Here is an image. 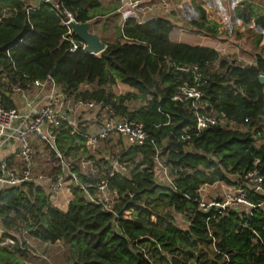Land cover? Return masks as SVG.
<instances>
[{
	"label": "trees",
	"instance_id": "1",
	"mask_svg": "<svg viewBox=\"0 0 264 264\" xmlns=\"http://www.w3.org/2000/svg\"><path fill=\"white\" fill-rule=\"evenodd\" d=\"M34 2L0 0V77L6 74L13 81L24 75L32 80L49 75L73 90L94 85L81 97L109 103L115 99L119 105L112 104L119 113L144 125L148 140L140 147L126 146L121 153V160L132 165L129 178L108 179L109 188L121 197L115 205L116 223L112 213L81 199L79 188L71 186L73 198L62 212L48 207L42 188L28 185L25 193L0 192V228L23 229L43 243L61 241L69 248L66 264H151L135 245L150 254L154 264H185L182 261L190 248L198 254L197 264H222L221 255L209 250V232L216 238V247L229 256V264H264L261 210L248 214L240 208L214 217L213 212H201L196 203L204 186L240 185V177L254 160L264 178V85L258 80L264 75V37L254 34V63L242 66L213 48L172 42L169 34L175 24L165 16L143 22L127 18L114 42L102 37L106 48L96 58L80 49L71 52V44L62 39L66 29L55 10L46 4L35 7ZM61 4L78 23L101 16L97 15L102 9L98 0H62ZM259 9L245 1L235 9V17L264 33V13ZM115 10L111 7L110 12ZM197 13L198 20H190L192 32L218 36L220 26L205 20L200 6ZM178 64L201 68L206 79L203 113L223 112L236 128L213 126L192 135L196 123L189 104L172 100L177 87L188 79L175 70ZM117 83L133 92L115 97L110 88ZM133 101L137 108H131ZM187 135L190 138L182 140ZM75 140L63 130L55 145L63 154L81 149L84 153V141L78 137L77 147ZM157 153L167 167L177 170L175 188L159 182L152 161ZM48 160L54 161L51 150ZM52 167L59 169L56 163ZM249 200L263 198L250 195ZM124 210L131 211L128 220L121 217ZM8 236L4 233L2 240ZM19 242L12 250L0 247V264L27 263L31 249Z\"/></svg>",
	"mask_w": 264,
	"mask_h": 264
},
{
	"label": "built area",
	"instance_id": "2",
	"mask_svg": "<svg viewBox=\"0 0 264 264\" xmlns=\"http://www.w3.org/2000/svg\"><path fill=\"white\" fill-rule=\"evenodd\" d=\"M62 0H35V7L46 4L55 10L60 19L61 27L66 29L62 39L71 44L70 51L78 49L84 51V44L72 39L69 23H75L76 17L66 9ZM182 3L194 0H179ZM121 7L117 13L121 14V30L127 19L122 13L123 9L139 10L143 15L142 22L154 18L151 15L156 10L162 14H168L171 6L170 0H157L147 5L144 0H119ZM143 3H145L143 5ZM29 10V8H28ZM151 15V18H150ZM149 17V18H148ZM99 58L100 55H94ZM247 65H252L248 63ZM175 70L188 76L177 87L172 100L181 104H189L195 117L196 129L192 135H197L213 126L223 129L236 128V123L226 118L223 112L203 113L202 102L204 92L202 88L206 85L205 77L198 65H175ZM264 75H260L262 77ZM94 85L84 84L78 89H67L64 85L57 84L54 79L46 75L41 79H30L22 76V79L14 78L11 81L6 74L0 77V153L4 147L12 142L17 145V153L9 157L0 158V192L5 189H18L25 193L28 185H33L44 190L48 197V207L63 212L73 196L65 197V190H71V186L80 189L79 197L86 203L102 207L105 212L114 216V223L119 219L115 212V205L120 203V195L116 190L108 186V179L114 175L129 178L131 164L121 159V153H114L111 159L105 162V170L98 173L95 164L104 160L106 154L111 153L110 143L115 147L119 144L130 147H140L148 140L144 125L132 120L127 114L123 115L115 109L119 105L115 99L109 103L97 101L90 98H82L81 93L91 90ZM114 95V94H113ZM117 97L116 95H114ZM247 122V121H246ZM63 130L75 137V145L78 146V137L84 142V153L82 149L72 150L68 154L61 153L55 145L56 136ZM190 136L182 137V140ZM108 143V144H107ZM124 144V145H123ZM106 146V151L103 149ZM49 150L54 153V161H49ZM155 170L159 173V182L175 188L174 180L178 176L177 170L167 167L159 154L152 158ZM12 165H9L8 163ZM252 168L240 177V185L227 186V191H219L216 195L209 197L203 192L204 186L199 190V199L196 200L198 208L203 213L213 212V216L228 214L231 210L243 208L249 214L250 210L259 209L264 213V178L259 173L258 160L253 161ZM56 163L59 169L52 167ZM80 177L85 181L80 182ZM70 183L68 187L66 184ZM250 195L263 198L262 201L253 202L249 200ZM126 196V194L124 195ZM131 211H123L122 218L128 220ZM9 236L2 240V235ZM27 231L16 229L7 232L0 228V247L12 250L16 241L27 244ZM209 250L221 255L222 264H229V256L223 254L215 245L216 238L209 232ZM138 247L149 263L154 264L150 254ZM160 250V249H159ZM32 256L36 254L29 250ZM31 264V263H26Z\"/></svg>",
	"mask_w": 264,
	"mask_h": 264
},
{
	"label": "rangeland",
	"instance_id": "3",
	"mask_svg": "<svg viewBox=\"0 0 264 264\" xmlns=\"http://www.w3.org/2000/svg\"><path fill=\"white\" fill-rule=\"evenodd\" d=\"M101 5V16H96L93 20H91V23L93 25V30L99 33L105 41H112L114 42L116 40V37L119 34V27L120 23L118 21V15L111 14V7H115L116 0H98ZM112 1V2H111ZM116 1V2H115ZM174 2H177L176 8L182 9L181 7H184L185 5H191L194 9L196 15L194 16L195 20H198V13H197V6H203L205 10V20L208 22H215L217 23L220 28L218 32V36L212 37L202 34H196L192 32V28L190 26L189 17H186V15L182 17H179V20L174 21L175 28L179 31L180 34L184 35L188 33L187 35H198L201 37H204V40L206 41V44H210L211 46H214L217 49L222 50L221 54L222 57L226 58L229 57L233 60H236V62L242 66H247L248 63H250L254 59L253 54L255 53V49L253 47V36L254 34H260L261 32L259 28L253 27L252 24H240L239 26L235 24L233 20H237L234 13L235 9L240 7L242 3L245 1H249L257 5L260 9L259 13H264V0H219L220 5H217V8L211 7V1L208 0H194L192 2H181L179 0H172ZM184 9V8H183ZM175 13V12H174ZM177 13V12H176ZM175 15V14H173ZM233 19V20H232ZM94 22L97 23L94 25ZM253 30V31H252ZM264 36V34H262ZM114 89H117L114 91ZM110 92H114L116 94L120 93V95H125L127 93L126 91L118 89L116 85L114 87L112 86L110 88ZM131 108H137L139 104L136 101H133L130 103ZM108 144V143H107ZM111 153L106 154L104 156V160H99L97 164H95L97 171L99 174L101 172H104L106 166L105 162L107 159H111L112 156H114V153L117 151L115 150V145L113 143H110ZM103 151H106V146L101 149ZM67 186L70 185V183L66 184ZM219 185H216L215 188L217 189H209L205 194H207L209 197L216 195L219 191L224 192L227 191L228 187H222L218 188ZM67 198H70L69 191L67 190ZM151 221H155V218L152 217ZM37 241L34 240V244ZM43 244L42 242H39ZM37 245V244H35ZM38 246V245H37ZM46 247L39 248L36 247L33 250V252L36 254L35 256H32L29 260H27V263L31 264H66V258L68 257V247L64 244H47ZM193 249H189L188 254L185 257V264H197L194 260V257H196L198 254L197 252H192ZM47 261V262H46ZM164 264V263H161Z\"/></svg>",
	"mask_w": 264,
	"mask_h": 264
},
{
	"label": "crops",
	"instance_id": "4",
	"mask_svg": "<svg viewBox=\"0 0 264 264\" xmlns=\"http://www.w3.org/2000/svg\"><path fill=\"white\" fill-rule=\"evenodd\" d=\"M117 1V0H116ZM115 1V2H116ZM144 1H146L145 3L147 4V5H150L151 3H153V2H157V0H144ZM171 1V6H170V10H169V13L168 14H162V11L161 10H156L154 13H152L151 15H153V14H156L155 16H154V18H164V16H165V18H168V19H170L171 21H176L177 22V20H179V17H182L183 18V16L184 15H186V17H189V21L190 20H195L194 19V16L196 15V13H195V11H194V9L192 8V6L191 5H185L184 7H181L182 9H179V8H176L177 6H176V4H177V2H174V1H172V0H170ZM210 3H211V7H215V9L217 8V5H220L221 3L219 2L218 3V1L219 0H208ZM99 2V1H98ZM112 2V1H111ZM145 3H143V5L145 4ZM115 7H116V10L114 11V12H111V14H115V15H118V16H120V17H118V21H119V23H120V26H121V20H122V16H121V14H119V13H117V10L121 7V2H119V0L116 2V4H115ZM201 7V6H200ZM184 8V9H183ZM203 10H205L204 8H203V6L201 7ZM175 12V13H174ZM177 12V13H176ZM124 15H125V18H134V17H136V18H138L139 16H140V18H139V20H142L143 19V15L139 12V10H132V9H128V8H125V9H123V12H122ZM173 14H175V15H173ZM151 15H150V18H151ZM234 15H235V13H234ZM149 18V17H148ZM233 20V19H232ZM234 22H235V24L236 25H238L239 26V23L240 24H243L241 21H239V20H233ZM141 22V21H140ZM143 22V21H142ZM250 25V24H249ZM254 27V26H253ZM260 30V29H259ZM94 31V30H93ZM260 32H261V35L262 34H264V33H262V31L260 30ZM188 33H186L185 34V36L184 35H182V34H180L179 33V31L176 29V28H174L173 29V31L169 34V39L172 41V42H175V43H178V44H188V45H191V46H196V47H203V48H205V47H209V48H213V49H215L218 53H219V55L222 57L223 55L221 54V51L222 50H220V49H217V48H215L214 46H211L210 44H206V41L204 40V37H201V36H198V35H196V36H194V35H187ZM258 35H260V34H258ZM264 37V36H263ZM106 42H108V41H106ZM109 42H112V41H109ZM252 61L250 62V64H253L254 63V60L253 59H251ZM117 87H118V89H120V90H123V91H126V92H133V89H130L128 86H123V85H121V84H119V83H117V85H116ZM114 87V86H113ZM117 89H114V91H116ZM111 94H114V95H116V96H120V93H118V94H116V93H114V92H112ZM122 145V144H121ZM121 145H117L116 147H115V150L117 151V152H119L120 150H122V149H124V148H126V145H124L123 146V148L121 147ZM17 150H18V148H17V145L15 144V143H11L10 145H8V146H6V147H4V150L0 153V158H3L4 159V157L6 158V157H9L10 155H13V154H16L17 153ZM216 185H219V187L218 188H221V186H222V183H216V184H214L213 186H209L208 188H204L203 189V192H207V191H209V189H217V188H215V186ZM66 187H68L67 185H66ZM67 190L69 191V194H70V196H72L71 195V192H70V190L69 189H66L65 190V197H66V195H67ZM67 205L66 206H64L63 207V212H65L66 210H67ZM34 240L35 241H37L35 244H37L38 246H39V248H45L46 246L45 245H47V244H53V245H56V244H61L62 242L61 241H56L55 243H50V242H47V243H43V244H41V243H39L40 241L39 240H37V239H34V238H31V237H27V243H28V245H29V249L30 248H32V249H34V248H36V247H38L37 245H35L34 244ZM63 244V243H62ZM65 245V244H64ZM66 247H68V245H66ZM31 249V250H32ZM33 251V250H32ZM47 262V261H46ZM47 264V263H46Z\"/></svg>",
	"mask_w": 264,
	"mask_h": 264
},
{
	"label": "water",
	"instance_id": "5",
	"mask_svg": "<svg viewBox=\"0 0 264 264\" xmlns=\"http://www.w3.org/2000/svg\"><path fill=\"white\" fill-rule=\"evenodd\" d=\"M92 27L93 25L90 21L79 24L69 23L71 33L84 44V52L93 56L100 55L106 48V44L102 42V36L96 31H93ZM258 80L264 85V76L258 77Z\"/></svg>",
	"mask_w": 264,
	"mask_h": 264
}]
</instances>
